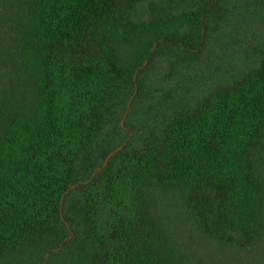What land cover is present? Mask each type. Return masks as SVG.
Returning <instances> with one entry per match:
<instances>
[{
  "label": "trees",
  "instance_id": "1",
  "mask_svg": "<svg viewBox=\"0 0 264 264\" xmlns=\"http://www.w3.org/2000/svg\"><path fill=\"white\" fill-rule=\"evenodd\" d=\"M140 1L0 0V264H264V54L125 133L143 63L96 33ZM226 1L178 0L189 32L146 60H200Z\"/></svg>",
  "mask_w": 264,
  "mask_h": 264
},
{
  "label": "rangeland",
  "instance_id": "2",
  "mask_svg": "<svg viewBox=\"0 0 264 264\" xmlns=\"http://www.w3.org/2000/svg\"><path fill=\"white\" fill-rule=\"evenodd\" d=\"M224 5L225 11L214 18L216 27L208 37V49L192 63L181 62L164 51L153 61L146 60L157 38L166 33L184 36L189 32L183 15L188 9L178 0H141L124 19L107 23L96 33V39L121 66L143 63L138 70H144L143 102L132 114L133 98L129 100L122 117L117 119L123 132H127L125 123L129 121L143 135L156 128L165 114L183 100L194 102L217 84L259 64L264 54V0H227ZM119 114L115 111L111 120ZM111 122L108 118L106 137L115 135ZM115 140L119 138L115 136Z\"/></svg>",
  "mask_w": 264,
  "mask_h": 264
},
{
  "label": "water",
  "instance_id": "3",
  "mask_svg": "<svg viewBox=\"0 0 264 264\" xmlns=\"http://www.w3.org/2000/svg\"><path fill=\"white\" fill-rule=\"evenodd\" d=\"M112 155H113V154H110V155L107 157L105 164H106L107 161L111 158Z\"/></svg>",
  "mask_w": 264,
  "mask_h": 264
}]
</instances>
